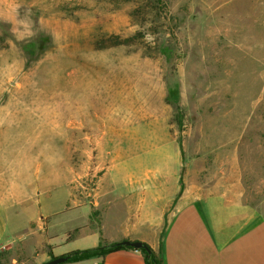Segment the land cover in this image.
<instances>
[{"label":"rangeland","instance_id":"1","mask_svg":"<svg viewBox=\"0 0 264 264\" xmlns=\"http://www.w3.org/2000/svg\"><path fill=\"white\" fill-rule=\"evenodd\" d=\"M169 139L264 198V0H0V194L65 183L70 209L109 165L164 166ZM44 221L0 264H33Z\"/></svg>","mask_w":264,"mask_h":264},{"label":"crops","instance_id":"2","mask_svg":"<svg viewBox=\"0 0 264 264\" xmlns=\"http://www.w3.org/2000/svg\"><path fill=\"white\" fill-rule=\"evenodd\" d=\"M155 150L167 152L164 166L112 171L109 165L98 176L92 200L70 209L65 183L32 186L18 198L0 194V248L28 235L31 225L43 218L47 247L32 256L33 264L122 241L142 242L153 251L162 242L165 264H264V198L257 206L243 201L238 171L211 168L201 175L192 162L183 169L174 140L148 152ZM214 155L206 152L204 160H214ZM92 211L98 212L96 219H91ZM113 212L119 219L111 220ZM102 264L145 263L140 250L120 249L106 255Z\"/></svg>","mask_w":264,"mask_h":264},{"label":"trees","instance_id":"3","mask_svg":"<svg viewBox=\"0 0 264 264\" xmlns=\"http://www.w3.org/2000/svg\"><path fill=\"white\" fill-rule=\"evenodd\" d=\"M120 249H133V248L125 247L120 244L99 245L95 248L82 250V251H73L65 255H62L63 257H66V261L63 264L83 263L88 260L97 259V258H100L102 262L103 258L106 255ZM147 249L148 251L144 249H138L143 254L145 264H165L162 242L160 243L158 251H153L148 246Z\"/></svg>","mask_w":264,"mask_h":264},{"label":"water","instance_id":"4","mask_svg":"<svg viewBox=\"0 0 264 264\" xmlns=\"http://www.w3.org/2000/svg\"><path fill=\"white\" fill-rule=\"evenodd\" d=\"M118 244L125 246V247H130L133 249H144L148 251L146 244L142 242H138V241H122ZM65 261H66V257L58 256V257L51 258L44 264H63Z\"/></svg>","mask_w":264,"mask_h":264},{"label":"built area","instance_id":"5","mask_svg":"<svg viewBox=\"0 0 264 264\" xmlns=\"http://www.w3.org/2000/svg\"><path fill=\"white\" fill-rule=\"evenodd\" d=\"M92 264H102L101 259L96 260V261H95L94 263H92Z\"/></svg>","mask_w":264,"mask_h":264}]
</instances>
